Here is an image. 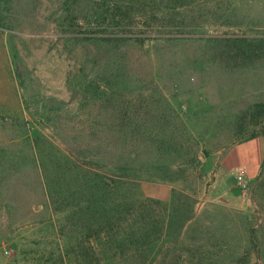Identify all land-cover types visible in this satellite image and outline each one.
I'll return each instance as SVG.
<instances>
[{
	"label": "rangeland",
	"instance_id": "374dc122",
	"mask_svg": "<svg viewBox=\"0 0 264 264\" xmlns=\"http://www.w3.org/2000/svg\"><path fill=\"white\" fill-rule=\"evenodd\" d=\"M100 1L0 0V264H109L105 250L110 264H124L119 231L110 246L106 229L88 236L66 199L77 175L102 172L93 162L103 152L119 163L132 153L143 158L135 163L168 165L148 171L152 183L129 187L136 210L150 196L148 206L163 216L157 200L182 191L193 233L208 237L212 251L236 264H264L252 246L263 239L264 252V207L252 196L257 175L242 193L229 170L235 147L256 138L264 144L261 134L246 139L262 125L246 112L264 102V0H209L208 14L195 0L167 26L168 35L185 38L175 41L160 39L146 18L178 2L116 0L131 15L130 32L102 39ZM203 36L217 40L193 39ZM112 124L123 132L112 133ZM145 138L166 145L145 147ZM125 191L118 188L119 200ZM151 232L142 264L162 238L159 227Z\"/></svg>",
	"mask_w": 264,
	"mask_h": 264
},
{
	"label": "trees",
	"instance_id": "16d2710c",
	"mask_svg": "<svg viewBox=\"0 0 264 264\" xmlns=\"http://www.w3.org/2000/svg\"><path fill=\"white\" fill-rule=\"evenodd\" d=\"M168 1L178 2V4L175 6L164 5L163 7L156 5L157 7L151 12V15H149V19L146 18V20L154 22V30L162 40L175 41L185 39L184 37L168 35L167 32L170 33V31H167V26L174 20L173 15L178 14L177 10L179 8L183 6H193L196 1ZM199 2L203 5L202 11L206 14L211 12L210 7L205 8L209 0H199ZM117 3L116 0H101L100 3H96L97 9L95 11L98 17L102 18L105 22V25L99 29L100 32L104 33V36H101L102 39H125L126 34L130 32L128 27L132 22L131 15L127 14L128 10L125 6L121 10L122 6ZM172 10L176 11L172 13ZM183 11L186 10L184 9L181 11L184 15ZM189 17L190 19L194 18L191 14H189ZM193 31L194 30H192V32ZM193 39L204 40L207 43L216 42L217 40V38L213 36L194 37ZM238 39L242 40L243 38ZM229 40L231 39H225V41ZM129 111L130 107L124 106V121H126L125 118L126 115L129 114ZM246 113L250 114L253 120H255V117H260L261 120H259V122H262L260 129L253 127V129L249 131L250 133L246 139H252L260 134L264 135V102L255 103ZM255 123L257 122H254V124ZM126 124L127 123L124 122V126ZM131 126L132 125L128 123L127 128L124 127V130L126 129L124 131L125 136L130 134L127 129L131 128L132 133ZM109 127L112 133L117 134L120 130L123 132V128H119L116 124L109 125ZM135 130L139 135L142 134L141 125H138ZM154 141L155 140L145 138L142 140V143H144V145L146 144L145 147H150L153 146ZM155 142L158 148H163L166 145V140L163 138H158ZM108 144L110 145L112 143L108 142ZM107 155H110L109 159H107ZM137 157L141 156L131 153L119 163L113 155L108 152H103V155L100 156V160L94 159L95 162H93L95 166L102 165V172H95L91 175L88 173L86 178L77 175L78 184L75 187L76 190L72 191L71 197L67 195L66 199H69V202H71L70 204L74 205L71 215L73 217L78 215V221L85 224L87 235L91 236L95 234L98 236L106 229L110 238L105 241L104 245L110 246L111 242L114 241L115 234H117L114 232L119 231V245L123 247L120 263L126 264L129 262H136L135 264H142L146 258L144 247L151 243V230L152 228L156 229L159 227L162 238H157L160 242L158 250L153 259L149 257V262L144 264H150V261L152 262L153 260L155 262L154 264H236L238 260L234 259L230 254L212 251V248H209L207 245L210 243L208 237L193 233L195 230L193 229L195 218L193 217L191 205L183 203L182 199L180 200L182 191L178 193L172 188L167 191L165 198L163 197L157 200L158 203H163L164 207V215H159L160 219L155 218V216H159L154 214V208L148 206L150 204L147 203V200L151 198L150 196L143 197L142 200H139L138 210H136V206L134 205L137 199H130L132 198V194L130 193L129 187H131L136 180H139V182L142 181L141 184L143 183L144 185L147 182L152 183L154 176L148 173L149 170H154L155 168L160 170L168 169V165L166 164L159 165L156 164V162L141 161L142 157L139 163H135ZM121 185L126 189L123 200H119L117 197L118 188ZM252 196L258 199L261 207H264V159L260 165V171L254 180ZM145 204H147V206ZM178 212L182 213L181 218L175 217V214ZM82 214H84L83 217ZM121 222L124 224L127 222L128 224L124 227ZM261 240L263 239L258 238L257 241H252V246L258 257L264 254L261 247ZM80 253L83 254L82 251ZM105 256L107 262L110 261V264L113 259H111L112 257L109 252L106 254V250ZM148 256L151 255L149 254L147 257Z\"/></svg>",
	"mask_w": 264,
	"mask_h": 264
},
{
	"label": "crops",
	"instance_id": "0c3cea01",
	"mask_svg": "<svg viewBox=\"0 0 264 264\" xmlns=\"http://www.w3.org/2000/svg\"><path fill=\"white\" fill-rule=\"evenodd\" d=\"M9 94L7 93L8 96ZM255 140L256 142L250 140L246 143V148L242 151L240 150V145L232 150L233 159L229 168L230 171L235 167L244 166L247 171V178L255 177L258 174L260 165L264 159V144L260 139L256 138ZM253 143L256 144L254 145Z\"/></svg>",
	"mask_w": 264,
	"mask_h": 264
},
{
	"label": "built area",
	"instance_id": "2783aa9c",
	"mask_svg": "<svg viewBox=\"0 0 264 264\" xmlns=\"http://www.w3.org/2000/svg\"><path fill=\"white\" fill-rule=\"evenodd\" d=\"M231 174L233 175L236 186L239 188V190L243 193L248 192L250 187L247 181L246 168L244 166L235 167L233 170H231ZM3 251L4 253L8 252L7 249H4Z\"/></svg>",
	"mask_w": 264,
	"mask_h": 264
}]
</instances>
